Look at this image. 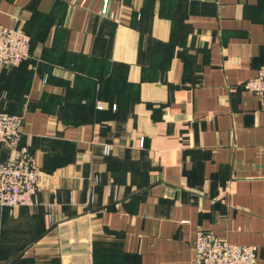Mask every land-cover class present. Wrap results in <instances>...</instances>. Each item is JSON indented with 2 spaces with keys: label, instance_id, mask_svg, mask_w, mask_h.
<instances>
[{
  "label": "crops",
  "instance_id": "crops-1",
  "mask_svg": "<svg viewBox=\"0 0 264 264\" xmlns=\"http://www.w3.org/2000/svg\"><path fill=\"white\" fill-rule=\"evenodd\" d=\"M0 24L29 37L0 108L40 171L37 204L0 206V264H194L197 229L264 264V110L243 87L264 0H0Z\"/></svg>",
  "mask_w": 264,
  "mask_h": 264
},
{
  "label": "built area",
  "instance_id": "built-area-1",
  "mask_svg": "<svg viewBox=\"0 0 264 264\" xmlns=\"http://www.w3.org/2000/svg\"><path fill=\"white\" fill-rule=\"evenodd\" d=\"M29 57L28 35L18 27L0 24V64L16 66ZM243 87L256 96L264 110V63ZM21 126V115L0 110V144H5L11 151L0 160V206L10 210L38 203L40 171L28 146L19 145ZM103 149L108 151V146L104 145ZM256 259V248L252 245L231 243L204 229L195 232L194 264H254Z\"/></svg>",
  "mask_w": 264,
  "mask_h": 264
},
{
  "label": "trees",
  "instance_id": "trees-1",
  "mask_svg": "<svg viewBox=\"0 0 264 264\" xmlns=\"http://www.w3.org/2000/svg\"><path fill=\"white\" fill-rule=\"evenodd\" d=\"M8 67H12V66H8ZM0 110H5V109L0 108ZM5 111H7V110H5ZM1 145H5V144H1ZM6 147H7V146H6Z\"/></svg>",
  "mask_w": 264,
  "mask_h": 264
}]
</instances>
